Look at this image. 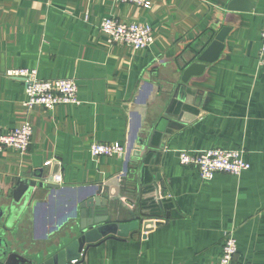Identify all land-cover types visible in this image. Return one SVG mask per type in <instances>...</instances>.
<instances>
[{"label":"crops","instance_id":"0c3cea01","mask_svg":"<svg viewBox=\"0 0 264 264\" xmlns=\"http://www.w3.org/2000/svg\"><path fill=\"white\" fill-rule=\"evenodd\" d=\"M150 2L0 0V130L33 127L26 153L0 155V204L22 178L43 185L7 235L26 260L48 259L60 237L67 244L73 213L103 187L114 206L154 223L72 264H217L231 228L235 262L264 264V0ZM108 16L149 24L154 43L111 44L100 28ZM18 67L74 78L80 103L28 109L24 83L6 75ZM97 141L126 153L94 157ZM215 147H244L250 168L203 180L178 160L179 150Z\"/></svg>","mask_w":264,"mask_h":264},{"label":"built area","instance_id":"2783aa9c","mask_svg":"<svg viewBox=\"0 0 264 264\" xmlns=\"http://www.w3.org/2000/svg\"><path fill=\"white\" fill-rule=\"evenodd\" d=\"M131 3L139 7L151 6L150 0H117ZM101 30L108 36L111 44H123L134 49L145 48L155 41L153 28L149 24L137 22H122L119 19L104 17L100 24ZM261 47L258 54V62L264 67V26L261 30ZM6 75L20 79L25 85V106L32 109L41 106L46 110H52L60 104H79L78 84L74 78L42 79L38 75L37 68H11ZM33 135V127L25 122L20 127L10 130H0V155L8 149H15L20 153H26L30 147ZM90 152L94 157H123L126 148L119 142H93ZM244 147L226 149L215 147L204 150L178 151L180 164L195 168L203 180H212L218 173H227L241 176L250 168V163L245 158ZM56 183L62 182V176L56 175ZM238 251V240L235 228L226 230L224 242L217 264H237L235 257Z\"/></svg>","mask_w":264,"mask_h":264},{"label":"water","instance_id":"95a60500","mask_svg":"<svg viewBox=\"0 0 264 264\" xmlns=\"http://www.w3.org/2000/svg\"><path fill=\"white\" fill-rule=\"evenodd\" d=\"M218 40H222L221 36ZM55 186V183L47 184V187ZM42 187L36 180L22 178L13 192V200L0 204V264H38L36 261L26 260L9 243L7 235L14 230L20 211ZM103 190L102 187L90 193L80 203V211L73 213L72 223L66 232L70 234L71 240L62 245L63 239L60 237L57 250L39 264H72L82 259L89 247L99 245L106 239H126L139 229L143 233L150 230L148 227L154 222L149 219L148 213L130 210L122 204L114 206L113 200L107 198ZM105 191L108 189L105 188ZM156 223L159 225L160 222Z\"/></svg>","mask_w":264,"mask_h":264}]
</instances>
